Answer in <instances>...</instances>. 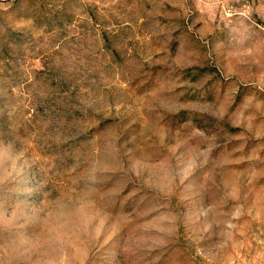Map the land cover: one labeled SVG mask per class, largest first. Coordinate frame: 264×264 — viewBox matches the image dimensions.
<instances>
[{
    "label": "rangeland",
    "instance_id": "374dc122",
    "mask_svg": "<svg viewBox=\"0 0 264 264\" xmlns=\"http://www.w3.org/2000/svg\"><path fill=\"white\" fill-rule=\"evenodd\" d=\"M0 264H264V0H0Z\"/></svg>",
    "mask_w": 264,
    "mask_h": 264
}]
</instances>
